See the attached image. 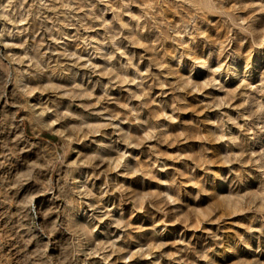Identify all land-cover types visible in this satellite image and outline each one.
Segmentation results:
<instances>
[{
    "label": "rangeland",
    "instance_id": "obj_1",
    "mask_svg": "<svg viewBox=\"0 0 264 264\" xmlns=\"http://www.w3.org/2000/svg\"><path fill=\"white\" fill-rule=\"evenodd\" d=\"M0 264H264V0H0Z\"/></svg>",
    "mask_w": 264,
    "mask_h": 264
}]
</instances>
